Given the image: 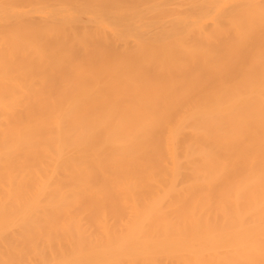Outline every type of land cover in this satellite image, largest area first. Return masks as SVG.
<instances>
[{"label":"bare ground","instance_id":"6f19581e","mask_svg":"<svg viewBox=\"0 0 264 264\" xmlns=\"http://www.w3.org/2000/svg\"><path fill=\"white\" fill-rule=\"evenodd\" d=\"M0 264H264V0H0Z\"/></svg>","mask_w":264,"mask_h":264}]
</instances>
